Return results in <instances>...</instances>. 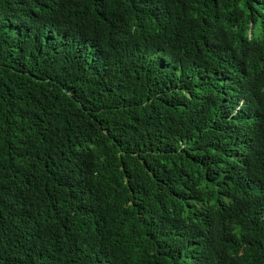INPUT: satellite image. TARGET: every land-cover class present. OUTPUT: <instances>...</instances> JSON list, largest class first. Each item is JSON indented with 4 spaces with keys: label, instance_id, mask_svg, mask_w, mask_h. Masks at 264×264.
<instances>
[{
    "label": "trees",
    "instance_id": "obj_1",
    "mask_svg": "<svg viewBox=\"0 0 264 264\" xmlns=\"http://www.w3.org/2000/svg\"><path fill=\"white\" fill-rule=\"evenodd\" d=\"M0 264H264V0H0Z\"/></svg>",
    "mask_w": 264,
    "mask_h": 264
}]
</instances>
